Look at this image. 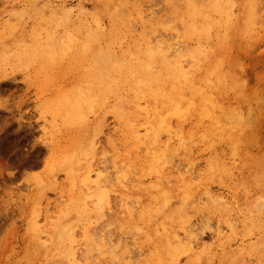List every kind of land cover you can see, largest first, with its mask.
<instances>
[{"label": "rangeland", "instance_id": "374dc122", "mask_svg": "<svg viewBox=\"0 0 264 264\" xmlns=\"http://www.w3.org/2000/svg\"><path fill=\"white\" fill-rule=\"evenodd\" d=\"M226 1L218 0L222 12L209 13L213 21L209 33L189 35L188 24L183 21L186 0H0V264H124L128 251L135 264H197L195 258L200 259L201 264H264V0H228L233 2L227 14L230 19L224 8ZM142 15L144 24L139 20ZM201 21L206 26L202 19L196 24L203 27ZM178 31L183 37L187 35L192 50L204 47L200 48L205 54L199 64L187 59L185 68L194 77L196 87L206 88L210 111L205 112L206 115L199 112L201 115L185 121L182 132L185 141L181 147L177 144V152L171 159L176 172H172V178L164 184L175 190L171 227L183 240L187 227L192 225L190 229L198 224L202 246L193 254L174 257L166 250V232L160 225L163 215L150 222L152 237L142 231L152 190L150 194L143 191L145 201L142 207L133 209L132 214L124 212L123 202L120 198L115 200L116 195L111 193L110 203H114L101 215L92 212L84 215L76 202L68 200L66 206H61L62 210H54L55 216L50 221L45 220L46 212L41 216L43 219L40 217L42 220L37 228L41 234H37L40 232L37 228L34 231L31 214L38 209L44 194L53 188L55 176L59 177L66 194L75 196L81 192L79 187L72 190L66 174L60 169L62 158L75 147L83 160L92 140L102 143L95 161H111L104 166L108 167L114 190L118 187L113 178L119 170L128 174V181H133L127 183L129 187L136 186L138 181L146 187L155 182L146 166H140L133 155L129 157L122 133L109 140L108 131L119 129L121 132L120 125L114 124L113 97L100 112L88 115L87 123L74 129L62 120L54 124L49 114L45 125L42 112L47 111V103L59 91L70 94L87 90L88 77L100 74L99 71L106 75L104 80L113 81L108 77L109 74L113 76L109 71L111 61L98 55L99 50H109L119 62L124 59L122 65L127 66L128 52L138 58L145 51L142 43H155L162 37L174 42ZM67 32L75 35L76 43H88L86 35L94 34L97 40L92 43L100 45L95 48L97 62L95 58L89 62L75 56L71 58L74 62L69 57L52 64L46 60L43 50L42 62L16 63L17 54L24 50L22 47L30 48L36 42L51 43L49 37L53 39V50H60ZM33 35L39 37L37 41ZM20 59L28 58L22 56ZM158 65H153V72L159 71ZM91 66L98 67L99 71L91 70ZM70 79L75 80L71 83ZM124 98L129 101L131 96ZM202 100L197 98L200 109L204 108ZM162 136L166 141V135ZM146 153L143 149L141 157ZM120 161L124 168H118ZM189 163H194L196 170L186 173ZM181 168H185L184 172ZM179 172L186 175L184 180L177 175ZM185 195L191 196L186 198ZM62 215H66V219L61 221ZM218 231L223 233L222 238L217 237ZM109 240L122 247L119 255L111 256ZM69 244L73 253L82 257L76 256L75 260L66 262L60 253Z\"/></svg>", "mask_w": 264, "mask_h": 264}, {"label": "bare ground", "instance_id": "6f19581e", "mask_svg": "<svg viewBox=\"0 0 264 264\" xmlns=\"http://www.w3.org/2000/svg\"><path fill=\"white\" fill-rule=\"evenodd\" d=\"M230 1L228 2V0H227L226 2H228V3H225L226 7H224V8H226V16L228 14V10L231 7V3H233ZM179 3L180 2H178V4ZM185 7L186 8L183 11V18H184L183 21H185L188 24L186 27V30L188 28L189 35L203 34L204 32L209 33V31H211V29L213 28L212 27L213 21L211 19V16L209 15V13H212V12L217 13V12L223 11L219 5L218 0H208V1H205V0H186V6ZM168 8H169V6H168ZM220 14L221 13H219V15ZM132 17H133V15H132ZM140 17L141 18L139 20L142 22V24H144V20H143L144 16L142 15ZM227 17L229 18V16H227ZM119 18L116 20H119ZM122 18H121V21H122ZM199 19L204 20V22L206 23V26H203L204 25V24H202L203 21H201V25L203 27L198 26L196 23L198 22ZM137 21H138V19H137ZM61 22L63 23V21H61ZM96 22L98 23V21H96ZM181 22H182V20H181ZM227 22L229 23L230 21L227 20ZM227 22L225 21V23H227ZM216 23H217V21H216ZM130 24H131V22H130ZM98 25H100V22ZM171 25H172V22H171L170 26ZM100 27H104V26H100ZM169 28H171V27H169ZM132 30L134 31V29H132ZM36 33H38V31ZM175 33H176V38H175L174 42H170V40L165 39V37H162L163 36L162 35L161 37L163 39H161V38L157 39V41L155 43H152V41L150 43L149 42L142 43L145 51L140 53L138 58H135V54L133 52H128L129 53L128 54L129 59H128V65L127 66L122 65L124 59H122V63L119 62L118 57L112 53H109L108 52L109 50L107 52H103V51L99 50L98 55H100L102 58L107 57L111 61L109 71L113 74V76H111L109 74L108 77L110 76L109 78H112L113 81L109 82V81L104 80L105 79L104 77L106 75H102V71H99L98 67H92L91 66V68H90L91 70L92 69L98 70L99 73L100 72L101 73L100 74L96 73V75L94 74V75H91L90 77H88L89 83H86V84H89V88L87 90L82 89V90L75 91L73 93L70 91L71 92L70 94H68L69 92L66 93L67 92L66 90H65L66 91L65 93L64 92L62 93V91L61 92L59 91V93L51 101H49V103H47V105H48L47 111L42 112V113H44V117H45V120L43 121L45 123V125L48 124L47 115L49 114V115H51V118H52V121L54 124H56V123L58 124V121L62 120L67 126L73 127V129H74L75 126H82L83 124L87 123L88 115H90V114L93 115V114L100 112L104 108L106 103L108 102V99H110V97H113L114 102H115L114 109L112 110L113 115L115 117L114 118L115 119L114 124L115 125L117 124V126L120 125L121 132L119 129L118 130L116 129L114 131H112V130L108 131L109 133L107 135L110 136L109 140L112 141V138L114 136L122 133V135L124 136V139H125L124 141L129 148V151H128L129 157L131 155H133L136 158V160L138 161V163L140 164V166H142V167L146 166L147 171H148L147 172L148 175L150 177H154L155 182H153L151 185H149L150 187H146V186H144L145 185L144 183H141L138 181L136 186L129 187L127 185V183L131 182L132 180L128 181V179H129L128 174H123L122 171H120L118 169L119 167H120V169L124 168L123 167L124 163L120 161V166L118 164V168H117L119 171L117 172L115 177L113 176L114 177L113 179H116L115 183L118 187L117 189L114 190L111 187L113 184V182H112L113 180H112V177H110V174L108 173V167L104 166V164L106 165L108 161L105 160L106 163H104V159H103V161H98V162L95 161L96 153H97L98 148H100L102 143L99 141L92 140L89 144V148L87 151L88 153L87 154L85 153V158L83 160H81V158H80L81 153H80L79 149H77L75 147L73 150H71L70 153H68L67 156H64L62 158V162L60 164V167H61L60 169H62L63 172L66 174L67 179L69 180V183L71 184L72 190H76L79 187L81 190L80 194H75V196H70V194H66L63 185L59 182V177L55 176V178L52 182L53 188L44 194L43 198L38 203L39 205H37L38 209H34V211H32L33 214H31V217H32L33 222H31V223L33 225L34 231L39 229L37 227L40 225L39 222L43 219L41 216L45 212H46L45 220L50 221L55 216L54 210H57V211L62 210L61 206L63 204L65 205L68 200H70L72 202H76L78 205V208L81 210L82 214H84V215H86L90 212H92L93 214H100L101 215L105 208H107L108 206H110L114 203V202L112 204L110 203V200H111L110 195L115 194L116 195L115 200H118L120 198V201L123 202V205L121 207L122 210L126 213L132 214L133 209H138V208L142 207V204L145 201V197L143 196V191L149 192L152 190L153 194L151 195L149 192L150 200H149V204L146 206V214L148 215V217L143 222V223H145V225H144V228H142V231L144 230V233L146 235H148V237L149 236L152 237L153 232L151 233L150 222L152 221L153 218L163 215L164 216V219L162 220L163 223H161V222H159V223H161L160 224V225H162L161 227L162 228L164 227L163 229H165V232H166L165 233L166 235L164 236V242L166 244V250L170 253L172 252L174 257H177L179 255L178 258H180V256H182V255L184 256V255H187L189 253L193 254V252L195 250H198L202 246V243H201L202 237L200 236V228H198L199 227L198 224L197 225L194 224L195 226L193 225V227H191L190 229L188 227H190L192 225H189L188 227L186 226L187 229H186V232L184 233L185 237L183 240L181 239L180 235L177 233L176 229L171 227L170 212H171V208H172V201L174 200L175 190H173L170 186H166L164 184L166 182V180L169 181L172 178V176H173L172 172H176V171H173L174 165L172 164L171 159H172V156L177 152V150H176L177 144L179 147H181L182 143L185 141V137L182 135V132L184 130L185 121L189 118L191 119V117H194L195 115H198L200 113H202L203 115H206L208 113H205V112L210 111V109L207 107V106H210L209 105L210 100L208 101V99H206V97L208 95L206 88L201 89V88H199V86L196 87L194 77L189 72H187V70L185 68V63L187 64V59H189V60L191 59L193 62L199 64L200 59L203 57L202 55L205 54L204 52H203V54L201 52V49L203 50L204 47L201 48V46H200L201 43H198L199 44L198 46H200L201 49L198 48V49L192 50L190 48V43H187V35L185 34L184 35L185 37H183V35L180 34L181 31L180 32L178 31ZM93 35H89V34L86 35V37L89 36L88 39L86 38V40H89L88 43H76L75 35L67 32L66 36H65L64 43H61L62 48L60 50H53V46L51 45V43L53 42V39L51 37H49L51 43H44L43 44L41 42L42 40H40L41 43H37V42L33 43L32 47H30V48H28V46L22 47V48H24L23 52L19 49L20 52H22V53L17 54V58H19V59L16 60V63H18L19 65H24V63H27L28 61L29 62L30 61L42 62L43 50L46 52L45 55H47L46 60L48 62H51L52 64L55 63L58 59H60V61H61L62 59L65 60V58H69V57H70V59L72 57L75 58V56H81V58H83V60L85 59V60H88L89 62H91V60H94V58H95L96 62H97L98 57H97L95 48H97V46H100V45L98 42L92 43L96 39ZM36 36L33 35L34 38ZM209 36H210V34H209ZM206 37H208V35L205 36V38ZM38 38L39 37L35 38L36 41L38 40ZM155 38H157V36ZM216 38H217V36H216ZM44 39H46V38H44ZM151 39L152 38H150V40ZM147 41H149V40H147ZM17 44H19V43H17ZM21 44H23V43H20V46H22ZM142 44H141V46H142ZM108 45H109V43H108ZM114 45H116V44H114ZM16 48L14 50H16L18 52L19 50H17ZM103 50H106V49H103ZM209 50H210V47H209ZM112 51H113V49H112ZM126 53H127V51H126ZM9 55H11V54H9ZM14 56H15V54H14ZM22 56L23 57L26 56L28 59L21 60L20 58ZM80 60H82V59H80ZM7 62L9 63L8 60H7ZM188 63H189V61H188ZM155 64L160 65V66L158 65L160 69L157 72H153L154 71L153 65H155ZM188 65H190V64H188ZM25 68H26V66H25ZM198 69H200V68H198ZM84 71H85V69H84ZM44 75H46V74H44ZM210 76H211V74H210ZM40 77H41V75H40ZM42 79L43 78H41V80ZM56 79L54 81H56ZM85 79H83V80L87 81ZM206 79H208V78H206ZM70 80L72 83L75 79L74 80L70 79ZM43 81H41V82H43ZM50 81H53V80H50ZM76 81H78V79H76ZM52 83L50 82L51 85H52ZM206 83H207L206 86L207 85L209 86V83L208 82H206ZM41 84H43V83H41ZM112 84L114 85V89L112 88ZM210 84H212V82ZM79 85H80V83L78 84V86ZM42 86H44V85H42ZM47 87H49V86H47ZM79 89H81V88H79ZM189 92H190V94H189ZM125 95H127V97L131 96V99L129 101H126L124 98ZM199 97H201L203 99L202 100L204 103L203 109L199 108L200 106H199L198 101H197V98H199ZM213 97H211V98H213ZM212 103H213V101H211V104ZM41 124H43V123H41ZM52 127H54V126H52ZM57 128H60V127H57ZM43 132H44V134H46L47 133L46 129H43ZM162 134L166 135V138H165L166 141H164L162 139L164 136L163 135L161 137ZM109 136H107V137H109ZM191 137H192V135H191ZM143 149L144 150L146 149L147 153H146L145 157L142 158L140 154L143 151ZM81 152H82V148H81ZM107 156H109V155H107ZM90 159H91V162H90ZM109 159H111V158H109ZM110 162H108V163H110ZM129 162H131V161H129ZM182 166H183V164H182ZM188 166H189L188 169H187V166L185 167L187 170V172L185 171L186 173H189V172H192L193 170H196L194 163L193 164L189 163ZM114 168H116V166ZM185 168L184 169L181 168L182 172H184ZM177 169H178V166H177ZM110 170L112 171L113 167ZM179 171H180V168H179ZM134 173H136V171ZM177 175L182 176L181 177V178H183L182 180H184V178H185L184 176H186V175L183 176V174L180 172H179V174L177 173ZM150 180H152V179H150ZM192 184H193V182H192ZM167 185H170V183L169 184L167 183ZM41 186H42V184H41ZM43 186H42V188H43ZM186 188H188V186H186ZM39 189H41V188H39ZM190 196L191 195H189V197ZM189 197L186 196V198H189ZM132 198H135L136 201L132 200ZM182 200H184V198ZM185 202H186V200H185ZM114 205H115V207H117V204H114ZM34 206H36V205H34ZM44 206H46V207H44ZM115 207H113V208H115ZM111 210H112V208H111ZM131 210H132V212H131ZM135 211H137V210H135ZM135 211H134V213H135ZM40 217L42 219H40ZM63 219H66V215L61 216V221ZM188 224H189V222H188ZM185 225H187V223ZM110 226H112V224H109V227ZM56 229H58V227ZM62 229H64V228L62 227ZM103 230H104V228H103ZM63 231H65V230H63ZM39 232H40V229H39ZM98 232H100V231H98ZM60 233H62V232H60ZM37 234L40 235L41 232L37 233ZM213 234L215 236V233H213ZM216 234H217L218 238H222L223 233L221 231H218ZM113 237H112V239H114ZM68 238L69 237H67V239ZM87 238L91 239V237H89V236ZM100 241H102V240H100ZM88 242H89V240H88ZM102 242H104V241H102ZM109 242H110V240H109ZM119 243H120V241H119ZM136 243H137V241H136ZM34 244H36V243H34ZM108 244H110L109 246H110L111 251L110 250H108V251L111 252V254H112L111 256H116L118 254V252H120L119 251L120 248H122V247L117 246V244L115 245L113 243V240L110 243H107V245ZM158 245L159 244H157L156 246H158ZM35 246L36 245H34V247ZM124 246H126V245H124ZM161 246L163 247V245H161ZM88 248L90 249V247H88ZM156 251H157V248H156ZM163 251H164V249H163ZM87 252L89 253V250H87ZM35 255H37V254H35ZM77 255H78L77 253H73V248H70V244L60 253V256L66 262H70V259H72V258L74 259V257H76ZM139 255L140 254H138V256ZM141 256H143V255H141ZM38 257L39 256H37L36 258H38ZM77 257L80 258V257H82V255L77 256ZM131 259H132V254H131V252L128 251L124 257V264H129V260L131 261ZM74 260L72 261L73 263H74ZM126 260H128V261H126ZM195 260L197 261V264H201L200 259L195 258ZM131 263H132V261H131ZM132 264H135V263H132ZM174 264H178V263H174Z\"/></svg>", "mask_w": 264, "mask_h": 264}]
</instances>
